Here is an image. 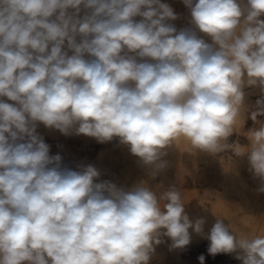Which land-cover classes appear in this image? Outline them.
<instances>
[{
    "label": "clouds",
    "instance_id": "1",
    "mask_svg": "<svg viewBox=\"0 0 264 264\" xmlns=\"http://www.w3.org/2000/svg\"><path fill=\"white\" fill-rule=\"evenodd\" d=\"M182 2L191 26L177 30L162 0H0V264H149L162 236L183 249L189 229L212 256L264 264V234L216 216L205 232L176 185L61 168L37 132L119 138L153 179L178 141L231 152L264 193V0ZM247 120L246 143L230 140Z\"/></svg>",
    "mask_w": 264,
    "mask_h": 264
},
{
    "label": "rangeland",
    "instance_id": "2",
    "mask_svg": "<svg viewBox=\"0 0 264 264\" xmlns=\"http://www.w3.org/2000/svg\"><path fill=\"white\" fill-rule=\"evenodd\" d=\"M162 2L170 4L174 11L180 14V18L172 22L177 27V30L191 26L189 24V10L183 4L182 0H162ZM240 2L243 5L246 3V0H240ZM204 38L208 43H211L210 38ZM251 92L253 94L246 100L248 104H253L255 99L258 98V89H252ZM255 126L256 125H254L251 120H247L246 124L240 128L238 134L230 138V140L238 139L240 143H246L244 133ZM37 132L43 136L45 143L50 145V155L58 154L61 156V168H63V162L66 160L69 162V168L72 171H80L81 165L84 167L89 165L94 167L99 154L105 150L112 151L114 153L112 160L115 165L113 172L104 171L102 168H99L97 171L100 173V176L96 182L109 181L116 184L117 187L128 189L130 180H128V182L126 181L128 184H125L121 179H118L120 178L118 174L127 167V164L131 163L123 162V148L122 144L119 142V138H114L110 143H99L95 138L83 135L77 136L75 134L67 138L49 137L40 126L37 128ZM233 160L241 162L246 167L244 173L250 177L249 184L254 187H259L257 180L253 179V174L248 171L249 164L247 158H235L232 156L231 152L227 151L217 156L210 154L207 158L202 160L203 162L200 161L197 165L198 168L192 175L195 181L190 180L189 182H182L181 180H186L187 178L176 173L171 178L160 176L153 179L147 176L148 179L146 183L158 192L166 190L171 185L179 187L182 193L195 191L197 196H194L193 202L185 201V212L191 217L198 211L202 212L210 208L215 195L223 191L224 185L229 184L226 171L220 172L217 166L219 164L223 166L224 169H227L229 163ZM236 203L235 207L239 204L238 202ZM161 240L162 243L156 245L157 247L154 245V252L151 255L152 257H150L149 264H179V262H181V264H200V255L205 256L204 264H241L240 261L235 259V254H217L216 256L209 254L207 252L209 241L206 239H201L198 242H191L183 249L172 248V241L166 236H162Z\"/></svg>",
    "mask_w": 264,
    "mask_h": 264
},
{
    "label": "bare ground",
    "instance_id": "3",
    "mask_svg": "<svg viewBox=\"0 0 264 264\" xmlns=\"http://www.w3.org/2000/svg\"><path fill=\"white\" fill-rule=\"evenodd\" d=\"M245 91L251 92L252 89H245ZM39 126L49 137L67 138L70 136H65L56 129H47L42 124ZM110 142L111 141L104 143ZM186 147V142L181 140L177 142V146L168 149L169 154L166 159L170 162V167L164 173H162L161 176L171 178L177 173L180 176L187 178L186 180H181L182 182H189L190 180L195 181L192 175L198 168V163L207 158L210 154L200 151L190 153L185 151ZM122 148L123 162L131 163L127 164V167L122 170L120 174H118L120 177L118 179H121V181H123L125 184H128L126 181L128 182V180H130V185L128 186V189H130L142 181L146 182L148 177L144 167L139 161V158L133 156L130 153L129 147L127 145L122 144ZM113 155L114 153L110 150L103 151L101 154H99L94 167L97 170L102 168L104 171L113 172L115 167L112 160ZM69 165V162L66 160L63 162V168L70 169ZM217 167L219 168L220 172L226 171L229 184L224 185L223 191L215 195L214 200L211 202L210 208H207L202 212L198 211L194 213L191 217H189L190 220L194 222L198 218H205V232H207L215 222V216L224 217L232 223V230L237 235H239L241 232L264 234V193H260L258 191V189L261 187L260 179L256 178L257 182L259 183V187L250 185V177L244 173L246 167L239 161H231L227 169H224V167L220 166L219 164ZM182 194L184 196V200L187 202H193L194 196H197L195 191ZM236 202L239 204L235 207V204H237ZM189 231L191 233V242H198L202 239L198 234L194 233L192 229H189Z\"/></svg>",
    "mask_w": 264,
    "mask_h": 264
},
{
    "label": "crops",
    "instance_id": "4",
    "mask_svg": "<svg viewBox=\"0 0 264 264\" xmlns=\"http://www.w3.org/2000/svg\"><path fill=\"white\" fill-rule=\"evenodd\" d=\"M179 264H181V262H179Z\"/></svg>",
    "mask_w": 264,
    "mask_h": 264
}]
</instances>
